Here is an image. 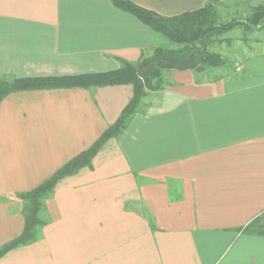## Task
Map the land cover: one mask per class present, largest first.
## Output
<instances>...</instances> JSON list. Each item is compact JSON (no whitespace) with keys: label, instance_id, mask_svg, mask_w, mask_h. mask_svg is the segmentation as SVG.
<instances>
[{"label":"crops","instance_id":"0c3cea01","mask_svg":"<svg viewBox=\"0 0 264 264\" xmlns=\"http://www.w3.org/2000/svg\"><path fill=\"white\" fill-rule=\"evenodd\" d=\"M131 1L173 18L238 0ZM158 35L110 0H0V80L116 71L152 55ZM230 35L210 48L229 50L230 66L166 71L147 114L58 183L39 239L0 264H264V236L241 231L264 213V40ZM132 97L120 85L2 101L0 249L24 229L15 196L88 149Z\"/></svg>","mask_w":264,"mask_h":264},{"label":"trees","instance_id":"16d2710c","mask_svg":"<svg viewBox=\"0 0 264 264\" xmlns=\"http://www.w3.org/2000/svg\"><path fill=\"white\" fill-rule=\"evenodd\" d=\"M119 10L129 13L149 27L154 33L160 34L178 49L157 48L150 56L143 57L138 63H122L116 71L81 75L63 78L18 79L4 77L0 80V106L10 94L54 89H90L108 86L131 85L133 97L124 108L116 122L110 126L88 149L81 152L55 174L37 188L15 197L23 204L24 229L22 233L0 249V258L8 252L39 239L40 232L49 223L46 219V205L54 193L58 183L65 178L77 175L81 170L93 169V160L98 153L111 141L120 139L136 116H144L148 109L142 107L143 100L149 92L164 88L163 80L166 71H187L216 69L226 65L218 53L210 50L215 43L221 42L220 37L236 27H244L246 33L264 30V7L258 6L245 21H231L226 24L217 23L216 4L208 3L201 10L184 15L167 18L146 10L131 0H110ZM246 234L264 236V213L254 219L245 228Z\"/></svg>","mask_w":264,"mask_h":264},{"label":"rangeland","instance_id":"374dc122","mask_svg":"<svg viewBox=\"0 0 264 264\" xmlns=\"http://www.w3.org/2000/svg\"><path fill=\"white\" fill-rule=\"evenodd\" d=\"M258 6L264 7V0H238L235 2H226V3L216 4L217 23L226 24L233 20L234 21H245L253 13V9ZM229 34H231L230 36H232L231 40H235V39L246 40L248 36H254V38H262L264 40V30L262 31L256 30L253 32L246 33L244 30V27L239 26L233 29L232 31H230L229 33L221 36L220 40H223V41L218 42V43H223L224 41L228 40L225 37L229 36ZM218 43H215L212 46L214 47ZM155 45H157L158 48H163V49H168V50H171V48L178 49L180 47V46L174 45V43H172L171 41H169L168 39H166L160 34L158 35V39L155 42ZM227 51L229 52L228 54H230V56H227L226 58L221 55V57L226 62V65L224 67H226L227 65L230 66L231 64L229 60L232 57L231 52L229 50Z\"/></svg>","mask_w":264,"mask_h":264}]
</instances>
